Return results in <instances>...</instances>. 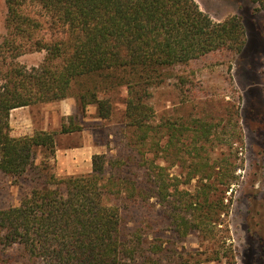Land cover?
I'll list each match as a JSON object with an SVG mask.
<instances>
[{
  "label": "trees",
  "instance_id": "obj_1",
  "mask_svg": "<svg viewBox=\"0 0 264 264\" xmlns=\"http://www.w3.org/2000/svg\"><path fill=\"white\" fill-rule=\"evenodd\" d=\"M255 2L264 11V0ZM6 4L8 35L0 46L5 67L0 69V174L12 178L28 176L38 150L54 159L58 133L36 131L14 137L11 111L71 97L84 109L95 106L97 117L109 121L114 113L110 94L123 90L124 125L137 136L132 143L151 147L152 137L161 134L162 140L166 127L171 137L166 147L178 150L176 144L189 131L196 146L200 136L209 138L210 128L169 124L157 132L151 90L165 82L170 69L190 66L212 54L239 55L247 44L241 18L215 22L195 0H6ZM37 51L47 52L39 67L28 69L16 62ZM77 131L80 128L71 125L63 126L60 133ZM92 164L88 175L65 179L52 175L49 183L33 190L18 206L0 210V243L19 247V256L31 264H167L162 256L148 254L159 255L163 249L141 245L140 237L138 245L125 238L116 196L135 205L157 197L167 217L177 208V215L169 218L180 238L193 231L208 232L212 216L224 208L221 202L204 212L200 200L204 192L182 205L189 193L176 189L164 168L156 166V172L149 160L144 164L146 180L141 181L145 189L139 192L135 182L109 172L121 168L120 160L97 154ZM41 166L49 169L47 164ZM173 196L180 206L170 210ZM204 199L209 203L208 195ZM0 261L11 264V259Z\"/></svg>",
  "mask_w": 264,
  "mask_h": 264
},
{
  "label": "rangeland",
  "instance_id": "obj_2",
  "mask_svg": "<svg viewBox=\"0 0 264 264\" xmlns=\"http://www.w3.org/2000/svg\"><path fill=\"white\" fill-rule=\"evenodd\" d=\"M195 2L215 22L241 18L247 34L245 49L239 55L212 54L190 66L170 69L165 82L151 90L150 104L157 132L160 126L169 124L191 128L198 123L210 128L208 139L200 136L194 146L189 131L176 144V150L166 147L171 137L164 127L162 140L161 134L152 137L153 146L144 148L132 143L137 136L124 125L123 90L110 94L114 113L109 121L97 118L95 106L84 109L78 103L69 117L57 115L56 102L50 109L47 108L51 103L33 106V111L38 125L42 115H46L48 131L59 133L63 126L79 127L86 141L96 147L95 151L108 160L121 161L120 169L109 172L135 182L137 192L145 189L146 183L141 181L146 180L144 164L149 160L156 172L159 171L156 166L164 168L166 178L176 184V189L189 193V197H183L182 205L198 192L205 193L200 199L204 212L209 206L218 207L223 202L224 208L212 216L208 232L193 231L180 238L171 223L173 219L169 218L177 215V208L169 211L171 215L167 217L157 197L147 204L135 205L116 196L114 204L122 213L125 238L138 245L140 237L141 245L145 242L148 247L163 249L159 255L148 254L162 256L167 264H264V11L255 0ZM7 15L6 0H0V46L8 35ZM46 56V51H37L19 57L16 62L31 69L42 65ZM0 69H5L1 56ZM68 99L76 101L74 97ZM83 139L79 134L58 135L56 155L59 148L79 145ZM45 157L42 151H37L34 169L28 176L12 178L0 174V210L18 206L33 190L49 183L52 175L57 179L72 177L60 176L56 159ZM42 164L49 169L43 170ZM196 165L201 168L188 181ZM207 195L209 203L204 199ZM170 200V210L179 205L175 196ZM108 203L112 204L113 199ZM19 255V247L0 243V258L11 259V264H31Z\"/></svg>",
  "mask_w": 264,
  "mask_h": 264
},
{
  "label": "crops",
  "instance_id": "obj_3",
  "mask_svg": "<svg viewBox=\"0 0 264 264\" xmlns=\"http://www.w3.org/2000/svg\"><path fill=\"white\" fill-rule=\"evenodd\" d=\"M55 104V107H57V115L60 113L63 117L72 116L75 113L77 107V101L73 99H66L56 102ZM50 107H53L52 103L47 109H50ZM33 108V106H27L11 111L10 126L12 129V136L20 137L25 135H33L36 131L49 130L50 126L47 122L46 115H42V123L40 121V124L38 125ZM60 134L64 135L59 132L58 135ZM69 134H79V137L84 138V142L79 145L70 146L67 149H58L57 155H55L54 159H56L55 162L58 165L59 171H61L59 175L75 176L86 173L89 174L91 170H93L92 158L94 155H99V152L95 151V146H92L89 141H86L84 131H77Z\"/></svg>",
  "mask_w": 264,
  "mask_h": 264
}]
</instances>
